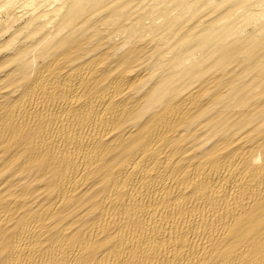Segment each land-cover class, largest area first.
Instances as JSON below:
<instances>
[{
	"label": "bare ground",
	"instance_id": "1",
	"mask_svg": "<svg viewBox=\"0 0 264 264\" xmlns=\"http://www.w3.org/2000/svg\"><path fill=\"white\" fill-rule=\"evenodd\" d=\"M0 40V264H264V0H0Z\"/></svg>",
	"mask_w": 264,
	"mask_h": 264
},
{
	"label": "rangeland",
	"instance_id": "2",
	"mask_svg": "<svg viewBox=\"0 0 264 264\" xmlns=\"http://www.w3.org/2000/svg\"><path fill=\"white\" fill-rule=\"evenodd\" d=\"M1 18H3V17H1ZM1 41V40H0Z\"/></svg>",
	"mask_w": 264,
	"mask_h": 264
}]
</instances>
